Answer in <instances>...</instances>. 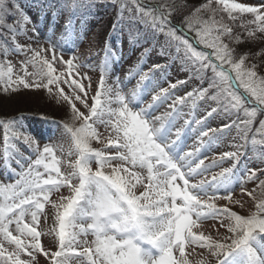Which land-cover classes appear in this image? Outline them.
Wrapping results in <instances>:
<instances>
[{
    "label": "snow or ice",
    "instance_id": "1",
    "mask_svg": "<svg viewBox=\"0 0 264 264\" xmlns=\"http://www.w3.org/2000/svg\"><path fill=\"white\" fill-rule=\"evenodd\" d=\"M110 2L118 9L117 19L113 22L115 30L120 20L124 18L126 0H110ZM218 6L212 8L211 0L208 4L202 5L213 15L223 10L233 20L237 18L233 13L250 14L252 19L247 21V24L255 27L245 26L246 39L264 40V0H260L258 6L233 2V0H218ZM168 9H172L179 16L183 14L185 6L165 4L160 0H146L144 4L137 3L134 9H127L126 19L132 25L129 29V43L135 46L145 43L149 45L140 52V61L144 62L153 51L157 56L165 58L164 63L153 64L147 72H144L137 83V89L132 90L127 96L122 93L118 84L113 87L107 83L105 77L108 70L105 60L101 65L99 90L93 97L95 103L90 108L77 94L78 91H83L81 84L63 79V74L60 76L54 74L52 63L45 55L47 49L41 51L38 47L25 48L19 45L16 47V52H24L25 55L22 61L25 75H17L13 79L11 64H5L4 68L0 69V86L3 93L16 95L21 89H46L50 100L57 105L71 103V100L75 99L81 101L85 108H89V114L85 115L73 103L70 122L52 119L63 126L68 140L75 139L80 154L76 168L72 164L73 153L65 149L63 142L46 143L41 150L39 140L26 130L23 117L0 122L3 125L6 144L9 131L14 129L12 136L26 144L35 156V159L31 156L25 157L15 145L10 149L5 148L6 164L14 156L19 157L16 164L19 165L20 171L16 172L12 169L18 177L14 183L0 185V194H3L4 199V202L0 203L2 264H34V262L40 264L37 259L40 253L46 258L44 264H49V261L50 264H189L185 249L186 246L192 245L208 249L209 256H215V264H219L223 254L247 246L254 233L264 232V179L260 180L259 184L261 193L259 204L256 206L257 211L251 215H239L230 207H218L216 203L219 199L233 202L231 193L235 185L239 184L243 190L247 181L257 178V172L264 175V168L252 169L247 164L242 167L243 175L234 171L243 155L241 151L243 144L237 145L236 151L224 153L219 161L214 158L211 163L205 164L201 159L193 166L198 150L197 153L182 151V146L178 143L182 128L176 127L179 112H176V115H173V112L153 115L152 104L135 110L132 107L142 103L139 93L141 82L148 79L152 73L162 71L169 68L172 63L178 62L181 66L180 70L188 72L189 76L183 81L170 83V88L174 89L191 78L198 79L201 84L207 80V87L198 91V98L207 95L212 101H225L223 104L225 112L229 111V107L239 109L245 104L255 105L250 111L244 109L249 119L236 125L241 133V140L247 141V134L251 131V118L258 112H264V76L258 75L255 64L246 63L249 59L248 53H238L235 47H230L223 39L227 37L230 41L239 44L240 35H233V29L222 21L204 20L200 8L185 15L179 22ZM26 19L20 17L18 23L25 24ZM136 25L143 27L145 32H151V36H145V32L139 31ZM191 32L196 33L191 37V41L213 49L211 54L198 51L193 46L187 38ZM257 32L261 34L259 37L256 35ZM161 36L163 40L159 39ZM105 48L107 49V44ZM29 53L31 56L28 55ZM56 59L53 52L52 60ZM66 63L69 68L73 66L72 60ZM28 65L34 68L30 73L26 72ZM26 77H31L33 82ZM62 83L73 88L71 97L65 95L64 89L60 87ZM240 87L245 92L243 96L232 91ZM192 95V92L187 94L188 97ZM168 96L169 89L162 88L152 99L156 102L161 101L162 98L168 99ZM185 99V97H177L169 108L175 111V105L177 103L183 105ZM156 106L158 107V104ZM215 111L217 109L213 108L212 112ZM41 117L49 119L47 116ZM195 123L200 125L202 121L196 120ZM187 124L186 120L185 125ZM98 125H103L106 129L110 128L114 133V138L110 137L106 145L116 149L114 155L93 147L94 141L103 143ZM228 127L231 125L225 126ZM257 131H264V120L261 121ZM216 132V129L202 132L201 146L204 144L203 138L209 137L210 134L213 135L209 142L214 141ZM57 153H60V156ZM255 155L256 159L264 164V147ZM225 158H231L233 161L231 168L213 173L210 179L190 182V177L202 176ZM65 159L67 171H62L61 165ZM21 161L27 162L26 167ZM117 161L118 163L114 165ZM89 164L96 165L94 170L88 167ZM130 168L140 171H130ZM142 173H146L148 181L146 186ZM93 176L103 179L116 188L140 217L150 218L152 223L146 225L144 236L159 249L158 255H154L151 249L132 250L121 239L113 238L94 228L87 223V220L73 219L74 209ZM177 179L183 181V187L176 183ZM138 186L143 189L139 194H137ZM65 187L73 194L62 197L60 202L53 205L56 209L55 219L59 222L56 231L58 249L46 251L40 242L42 233L37 230L36 225L41 223V213L45 205L52 203L50 201L52 193L59 192ZM221 193L228 195L221 196ZM248 195L252 196V193L249 192ZM235 202L239 203V201ZM217 219L220 220L221 226L227 224L228 231L234 234L231 243L221 242L219 238L214 239L199 230L198 222ZM13 224L17 235L10 230ZM89 234L94 237L93 240L83 239ZM4 241L14 245V249L9 251L5 248ZM50 243L55 247L57 241L53 238ZM24 254L28 258H22Z\"/></svg>",
    "mask_w": 264,
    "mask_h": 264
},
{
    "label": "rangeland",
    "instance_id": "2",
    "mask_svg": "<svg viewBox=\"0 0 264 264\" xmlns=\"http://www.w3.org/2000/svg\"><path fill=\"white\" fill-rule=\"evenodd\" d=\"M28 1V2H27ZM25 3V11L31 15V19H26L25 24L21 27L16 19L12 25L10 21L3 18L0 19V69L4 68L5 64H11L13 68V79L17 75H25V69L22 61L25 58L24 52H16V47L23 46L25 48H39L41 51L47 49L45 55L48 60L52 63L54 74L60 76L63 74V79L69 82L76 81L83 86V91H78L81 100L88 104L89 108L95 103L93 97L99 90V82L102 76L101 65L103 61H106L108 74L105 77L107 83L116 87L117 84L126 96L134 89H137V83L140 76L147 72L153 64L164 63L165 58L157 56L153 51L144 62L140 61V52L144 47H148L147 43L137 47L129 43V38L125 36L121 38L117 35L119 28L113 29V22L117 19L118 10L110 11L104 0L96 1L95 8L91 7V12L84 13L80 9L81 6L76 4L74 0H67L66 11L63 10V2L59 0H27ZM161 1V0H160ZM201 1V2H200ZM1 3L3 11L0 9V14L8 13V9L15 10L13 6L9 5L8 1ZM140 4H144L146 0H139ZM162 2V1H161ZM163 1L162 3H164ZM233 2L246 3L253 6H258L260 0H233ZM193 5L191 8L192 12L196 8L201 9V16L204 20H216L222 21V23L228 25L233 29V35H240L241 42L236 44L234 41H230L227 37H223L225 43H229L230 47H236L238 53H248L249 59L246 61L248 64H255L258 75L264 76V40L255 39L248 40L245 26L255 27L254 25H248L247 21L251 20L250 14H236L235 20H233L227 12L219 10L213 15V13L202 5L208 4L209 0H178L177 6ZM212 8H218V0H211ZM82 8V7H81ZM108 8V9H107ZM128 8H135L126 5L123 13V17L120 22H125L128 26L130 25L127 21ZM117 9V7H116ZM84 13V14H83ZM108 13V16H104ZM115 13V14H113ZM189 15L191 12H187ZM77 15L76 17L73 16ZM83 14V15H82ZM104 16V17H103ZM83 20L91 21V26L86 30L82 28ZM29 21V22H28ZM18 23V24H17ZM105 23V24H104ZM104 26H100L103 25ZM121 25V24H118ZM15 27V28H14ZM218 27V25H217ZM23 28V30H22ZM12 32V33H11ZM142 32H145L142 27ZM121 35V31L119 32ZM258 37L261 35L259 32L256 34ZM145 36H151V32H145ZM191 35L187 38L193 43V46L202 52L211 54L210 48L205 45L199 44L195 41H191ZM163 40V36L159 38ZM107 44V49L105 48ZM7 50V51H5ZM53 52L57 57L56 60H52ZM106 52V56H105ZM31 56V53L28 54ZM72 60L73 66L69 68L66 61ZM215 62V58L213 57ZM180 64L174 62L169 68H165L162 71H156L150 75V77L139 85L140 100L142 103L133 105L135 109L141 106H147L152 104L154 110L153 115H161L165 112H179L180 115L176 119V127L182 128V135L179 138L178 143L182 146L183 152H193L198 154L194 157L193 166L198 163L199 160L203 159L205 164H209L215 158L219 161V158L226 152H233L237 150V145L243 144L242 148L243 155L241 156L240 162L237 163L234 171L240 172L243 175L242 167L247 164L249 168L260 169L264 168V164H261L256 159V153L264 147V131H257L260 128V123L264 120V112H258L255 117L251 118V131L247 134V141L241 140V133L237 128V124L241 121L249 119L245 115L244 109L255 107L251 104L250 109L243 105L239 109H232L229 107V111L223 110V104L225 101H212L206 95L204 98H198L197 93L200 89L207 87L208 81L205 80L203 84L196 79H188L186 83L177 85L176 88H170V83H175L178 80H185L189 73L180 70ZM226 67V66H225ZM34 70L32 65H28L26 72H32ZM234 75V73H233ZM30 82L31 77H26ZM46 82V80H45ZM61 88L64 89L65 95L71 97L73 88L68 87L66 84H61ZM162 88L169 89L168 99H161V101L153 102V96L159 92ZM55 91V89H54ZM236 94L243 96V88L233 89ZM2 92V86H0V93ZM192 92L193 95L188 97L187 94ZM1 97H10L5 99L7 102L0 103L1 113L0 122L4 121L1 117L5 115L9 116L11 112H17L18 110H24V108L35 107L46 111L49 119H43L41 116H29L23 118L26 130L30 132L36 139L39 140L41 150L43 145L46 143L63 142L68 143V138L64 134V128L58 122H54L52 119L57 121L70 122L71 121V104H75L76 107L84 112L85 115L89 114V108H85L84 104L79 100L72 99L71 103L65 102L64 104L57 105L52 102L48 96L46 89H29V90H18V94L12 95L11 93H1ZM177 97H185V103L183 105L177 103L175 105V111L169 108V105L173 103ZM158 104V107L156 106ZM117 106V105H114ZM23 108V109H21ZM215 108L217 111L212 112ZM3 111V112H2ZM212 112L211 115H208ZM12 113V114H13ZM30 117L34 119H30ZM10 117L8 119H12ZM188 124L185 125V121ZM196 120H201L202 123L197 125ZM226 125L231 127L225 128ZM98 131L101 132V141H94L93 147L108 151L110 155H114L116 149L111 146H107V140L112 137L110 128H105L103 125H98ZM208 129H216L217 132L214 134V141L209 142L213 134L209 137H204V144L201 146V133ZM12 131H9V139L7 144L4 141V130L3 125L0 123V185H6L8 183H14L18 178L12 171L15 169L16 172L20 171L19 165L16 164V160L19 157H13L10 161L5 162L4 153L5 148H11L15 145L25 157L31 156L35 159L31 149L19 139L12 136ZM175 130H173L174 132ZM173 139L175 136L173 135ZM60 156V153H57ZM71 159H74L72 157ZM21 163L27 165L26 161ZM117 162H114V165ZM233 161L231 158H225L223 162L218 163L216 167L211 168L208 172L202 176L190 177V182L195 183L200 179H210L213 173H218L224 168H231ZM94 168L96 167L93 164ZM62 171H67V160L61 165ZM125 167H129L125 165ZM42 170V169H41ZM130 171H140L139 169L130 168ZM123 174V173H122ZM144 185L146 186L148 181L146 179V173H142ZM264 179V175L257 172V178L254 180L247 181L244 184L243 190L240 185L234 186L231 193L232 201L229 203L228 200L219 199L216 201L218 207L228 206L239 215H251L257 211V205L259 204V196L261 189L259 187L260 180ZM75 183V181H74ZM177 184L183 187V181L177 179ZM143 191L138 186L137 194ZM251 192L252 196L248 193ZM73 193L68 188H62L59 192H53L50 196V201L45 205L44 210L41 213V223L36 225L38 231H41V245L46 251H52L58 249V237H56V231L58 230L59 222L56 221V209L54 204L60 202L62 197H68ZM221 196L228 195L227 193H221ZM92 191L91 188L83 193L80 201L73 212L74 220H88V212L91 206ZM256 197V199H253ZM235 201H239L236 203ZM3 194H0V203H3ZM195 218V217H194ZM30 219V218H28ZM152 223V221H150ZM15 225L10 226V230H13V234L17 235L14 231ZM198 228L203 231L205 235H210L214 239L219 238L221 242L231 243V237L234 235L228 231V225L224 224L221 226L220 220L215 221L208 220L198 222ZM51 230V231H50ZM197 231V229H193ZM22 239L24 237H21ZM55 238L57 243L55 247L50 243V240ZM119 238V237H118ZM83 239L93 240L94 237L89 234ZM4 247L9 251L14 249V245H10L7 241H4ZM143 249H151L154 255L159 254V249L155 248L149 241L145 240L141 244ZM186 255L189 259V264H215L216 257L209 256L208 249H201L198 245L186 246ZM22 258H28L26 254L22 255ZM40 264H44L45 257L40 253L37 255ZM2 264V262H0ZM35 264V262H34ZM50 264V261H49ZM219 264H264V232L254 233L247 246L233 249L230 253L223 254L220 257Z\"/></svg>",
    "mask_w": 264,
    "mask_h": 264
},
{
    "label": "clouds",
    "instance_id": "3",
    "mask_svg": "<svg viewBox=\"0 0 264 264\" xmlns=\"http://www.w3.org/2000/svg\"><path fill=\"white\" fill-rule=\"evenodd\" d=\"M71 130V129H70ZM65 149L73 153V167L78 166L79 152L74 138L68 140ZM88 167L94 170V166ZM91 188V206L87 223L107 235L121 239L132 250H143L141 244L145 241V227L150 218H142L125 200L122 194L111 184L101 178L92 177L85 191Z\"/></svg>",
    "mask_w": 264,
    "mask_h": 264
},
{
    "label": "trees",
    "instance_id": "4",
    "mask_svg": "<svg viewBox=\"0 0 264 264\" xmlns=\"http://www.w3.org/2000/svg\"><path fill=\"white\" fill-rule=\"evenodd\" d=\"M3 1H8V3H9V5H11V6H13L14 7V9L15 10H10V9H8V13L7 14H3V15H1L0 14V19L1 18H3L4 19V21L5 20H7V21H10V23L13 25L14 24V22L16 21V19L17 20H19L20 21V17H26L27 19H31V15L29 14H27V12L25 11V2L27 1V0H0V9H1V11H3V7H2V5H1V3H4ZM35 1H37V0H35ZM52 1V0H51ZM61 3L63 2L64 4H63V6L64 5H66V1L67 0H59ZM71 1V0H70ZM75 1V3L76 4H79V6H81L80 7V9L81 10H83L84 11V13H86V12H91V10L92 9H94L95 8V4L97 3L96 1H99V0H74ZM139 0H126V5H128V6H132V7H135L136 6V4L137 3H139L138 2ZM162 2L163 1H165L164 3L165 4H176L177 5V1L178 0H161ZM160 1V2H161ZM28 2V1H27ZM161 2V3H162ZM201 2V1H200ZM202 2H203V0H202ZM104 3H106L107 4V6H108V12H110L111 10L112 11H116V10H118V9H116V5H114L113 3H111L110 2V0H104ZM140 4V3H139ZM88 5H90V6H92L93 8L91 9V7H88ZM184 6H185V10H184V12H183V14H181V15H179V16H177L176 15V13H175V11H173L172 9H168V11H170V12H172V15L173 16H175L176 17V21L177 22H179V20H182L183 18H184V16L185 15H187L188 13L187 12H192L191 10V8L193 7V5H186V3H184L183 4ZM67 9H66V7L64 6L63 7V10H62V12H65ZM83 13V14H84ZM82 14V15H83ZM110 14H111V12H110ZM113 14H115V13H113ZM115 15H117V14H115ZM73 16H77V15H74L73 14ZM104 16H108V13H106V15L104 14ZM103 16V17H104ZM14 21V22H13ZM25 21H27V20H25ZM29 22V21H28ZM83 24H82V28H84V30H86L89 26H91L90 24H91V21H88L87 22V20H83V22H82ZM18 24V23H17ZM21 24V27L23 26V24L22 23H20ZM105 24V23H104ZM104 24L103 25H100V26H104ZM119 24H121V25H118L117 27L119 28V32L121 31V35H120V33L118 32L117 34H119V35H117V36H119L120 38L122 37V36H125L126 38L128 37L129 38V29L132 27V25H126L125 24V22H119ZM136 27L139 29V31H141L142 32V27L140 26V25H136ZM15 28V27H14ZM12 33V32H11ZM189 35H191V36H195L196 35V33L195 32H191V33H189ZM127 38V39H128ZM129 40V39H128ZM137 47H140V46H137ZM233 47V46H232ZM236 48V47H235ZM211 51H212V49H210ZM227 67V66H226ZM2 93V92H1ZM0 93V103L2 102V103H4V102H7L3 97H1L2 96V94ZM243 95H245V92H244V90H243ZM6 99H9V98H6ZM9 100H11V99H9ZM245 106L247 107V108H249L250 109V107H251V104H245ZM27 108H24V110H18L17 112H11V114L9 115V116H7V115H5V117H4V114H3V117H1L3 120H6V119H8V118H10V117H13V115H14V117H23V118H28L29 116H37V117H40V116H44L45 114H48L46 111H44V110H41V109H36L35 107H28V106H26ZM21 109H23V108H21ZM3 112V111H2ZM0 113H1V107H0ZM13 113V114H12ZM30 119H34V118H32V117H30Z\"/></svg>",
    "mask_w": 264,
    "mask_h": 264
}]
</instances>
